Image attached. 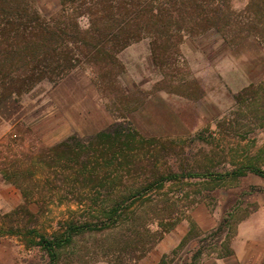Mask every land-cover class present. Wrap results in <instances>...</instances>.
<instances>
[{
    "label": "rangeland",
    "instance_id": "1",
    "mask_svg": "<svg viewBox=\"0 0 264 264\" xmlns=\"http://www.w3.org/2000/svg\"><path fill=\"white\" fill-rule=\"evenodd\" d=\"M34 1L44 16L59 15L58 0ZM248 1L232 0L231 5L239 10ZM80 22L82 27L87 26L86 18L81 17ZM175 46L168 50V57L156 63L149 38L133 42L113 59L99 55L88 61L80 56L76 67L61 78L43 79L29 91L12 95L1 104L0 213L12 212L23 204L19 183L24 188L51 194L31 203V211L37 212L32 225L41 234H51L72 218L96 214L90 207V198L97 201L96 206L109 203L105 190L120 189V183L108 182L102 187L87 180L83 185L73 178L48 183L46 175L51 171L35 163L38 151L70 136L58 140L71 123L103 125V109L99 113L93 103L97 96L108 117L107 125L100 131L125 120L142 137L169 146L161 159L160 171L193 168L213 172L211 179L169 181L131 205V210L140 214L141 209H146L152 217L161 205L175 203L180 219L141 257V246L137 244L134 255L124 260L126 264H136L145 257L158 264H215V259L231 248L238 223L264 199V175L249 170L243 175H229L247 165L264 170V45L254 37L225 41L209 30L184 36ZM158 93L171 97L170 104L175 109L172 112L180 122L170 123L158 109L157 120L130 119L131 112L142 106L150 94ZM72 102L79 109L68 111ZM58 104L57 112L54 109ZM147 147L146 143L144 149ZM14 159L23 172L16 179L18 184L3 177ZM99 162L97 165L91 157L88 169L92 171L97 166L96 170L104 174L112 167L106 166L104 160ZM84 186L88 197L79 203L72 190ZM89 189L102 192L91 194ZM199 206H205L215 217L213 229L202 231L195 222ZM150 228L156 230L157 223H151ZM120 236L116 227L87 232L76 238L74 246L66 249L56 264H111ZM0 264L53 263L40 246L27 245L25 238L16 234L0 233Z\"/></svg>",
    "mask_w": 264,
    "mask_h": 264
},
{
    "label": "trees",
    "instance_id": "2",
    "mask_svg": "<svg viewBox=\"0 0 264 264\" xmlns=\"http://www.w3.org/2000/svg\"><path fill=\"white\" fill-rule=\"evenodd\" d=\"M231 2L58 0L59 15L46 17L34 0H0V105L12 95L29 91L43 79L61 78L76 67L80 56L88 61L96 60L99 55L113 59L124 48L143 38H149L155 63L168 57V50L178 45L184 36H196L209 30L220 34L225 41L254 37L264 45V0H249L239 10L233 8ZM81 17L86 18L87 26L82 27ZM146 143L148 147L144 149ZM168 148L165 142L142 137L125 120L93 135L72 134L45 147L36 154L35 163L51 171L46 175V182L54 179L65 182L73 178L76 182L82 181L81 184L89 180L102 187L108 182L120 183L122 187L105 190L107 204L96 206L97 201L90 198V207L96 213L90 218H72L51 234H41L32 225L37 212H32L30 207L32 201L51 194L24 188L19 183L24 202L12 212L0 213V233L24 237L25 244L40 246L56 264L62 253L74 246L77 237L116 227L121 236L111 264H126L124 260L134 255L139 247L137 244L141 246L140 257L143 256L180 219V210L175 203L164 204L150 217L146 209H141L139 214L136 209L131 210V205L145 198L154 188H163L169 181L211 179L213 175L211 170L193 168L160 171L161 159ZM91 157L97 165L104 160L111 169L100 174L94 166L90 171ZM18 163L16 159L12 160L3 172L5 179L17 184L16 179L23 174L16 166ZM61 169L69 172L64 174ZM247 170L264 175L263 169L253 165L233 170L229 175H243ZM89 190L96 195L102 192ZM72 192L79 203L88 197L85 186ZM154 221L158 228L151 230L150 224ZM230 254L231 248L219 257Z\"/></svg>",
    "mask_w": 264,
    "mask_h": 264
},
{
    "label": "crops",
    "instance_id": "3",
    "mask_svg": "<svg viewBox=\"0 0 264 264\" xmlns=\"http://www.w3.org/2000/svg\"><path fill=\"white\" fill-rule=\"evenodd\" d=\"M71 96H69V104H70ZM100 99L97 96H94L93 103L94 107L99 113L103 109V125H93L84 122V124L80 126H73L71 123L68 125L67 131L63 135V131L61 135L58 137V140L62 136L71 135L73 131L80 134V136H85L88 134H93L95 132H99L103 129L107 124V116H106V107L102 105L99 101ZM82 102L84 100H81ZM171 97L167 94L158 93L157 96L150 94L147 99L143 102L142 106H139L137 109L132 111L131 120H134L135 117H143L144 119L157 120L158 116L155 113L156 110H160L163 112V118L172 123V120L181 121L180 118H177L175 114H173L174 107L170 104ZM161 106V107H158ZM79 109L76 106L75 102H72V106L68 109V111H74ZM87 107H83L84 110ZM73 109V110H70ZM60 105L58 104L55 107L54 111H59ZM96 124V123H95ZM55 127V125H54ZM59 127V126H57ZM74 134V133H73ZM195 222L199 226L202 231H208L215 227L216 219L213 217L205 206H199L195 211L194 215ZM232 254L218 257L215 259V264H264V199L261 198L259 201V205L253 211L249 213L245 218H243L237 225L235 237L232 241L231 245ZM148 257V256H147ZM136 264H158V262L151 263L147 260V258H143L142 261Z\"/></svg>",
    "mask_w": 264,
    "mask_h": 264
}]
</instances>
